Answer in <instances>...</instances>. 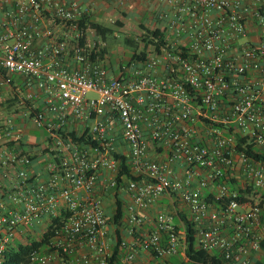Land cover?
Segmentation results:
<instances>
[{
  "label": "built area",
  "instance_id": "obj_1",
  "mask_svg": "<svg viewBox=\"0 0 264 264\" xmlns=\"http://www.w3.org/2000/svg\"><path fill=\"white\" fill-rule=\"evenodd\" d=\"M166 3L155 27L163 44L112 75L105 43L78 25L89 11L76 0H0V91L19 75V116L46 133L36 172L14 115L0 131V264L16 241L49 232L28 264H110L115 241L120 264H137L140 252L177 264L187 259L180 213L199 250L264 264V0ZM40 95L43 110L28 105ZM70 115L89 121L86 141L69 136ZM123 164L133 178L120 176ZM112 189L129 200L120 224L107 214ZM164 196L171 211L145 213Z\"/></svg>",
  "mask_w": 264,
  "mask_h": 264
},
{
  "label": "crops",
  "instance_id": "obj_2",
  "mask_svg": "<svg viewBox=\"0 0 264 264\" xmlns=\"http://www.w3.org/2000/svg\"><path fill=\"white\" fill-rule=\"evenodd\" d=\"M71 1V0H70ZM77 1V0H76ZM82 8H85L89 11V14L92 15L96 12L107 11L112 8L119 9L121 13L125 16L129 17L130 19H134L138 21V25L140 28H155L160 24L158 20V14L166 10L169 7L166 3V0H134L130 4H127L124 7H119L112 3L103 2L102 0H78L77 1ZM244 7H258L257 5L245 4ZM93 17V15H92ZM94 18V17H93ZM256 29L253 28L250 38L255 40L257 38ZM136 35L140 34L139 32L135 33ZM108 57V56H107ZM106 57V58H107ZM105 58V64L109 68L112 75H118L119 66L114 65L108 58ZM14 82L19 84L18 86L14 87H5L0 91V105L2 109H6V115L0 117V131L4 127L5 120L13 115L16 117V127L22 131L24 141L26 144H29L35 153V159L33 163V171L41 172L42 169V161L44 159L42 152V148L44 147V140L46 133L37 129L29 120L23 119L20 117V113L23 109H25V96L27 94V90L21 84L22 80L19 75L13 76ZM37 94V93H36ZM28 105H31L33 108L37 110H43L45 108V102L43 96H39L34 98L32 101L27 102ZM1 114V112H0ZM70 132H75L76 135L81 136L85 132L89 130V121L87 123H79L77 122L71 115L69 117V124L67 126ZM32 129H37L38 134L32 131ZM149 156L153 160H162L164 155L159 146L155 145L154 143H149ZM103 190L100 189V191ZM113 190V189H112ZM106 190L104 192L105 196V203L107 206V214L108 216H113V208L117 206V199L116 196L120 197L124 201V207L128 203V198L125 195H121V193H117L115 190ZM172 210V202L167 197L164 196L158 204L145 211V213L150 215H155L160 211H171ZM176 259L186 264H189L188 259L183 257H172V259ZM137 264H158V261L155 260L151 255L140 252L139 257L137 259Z\"/></svg>",
  "mask_w": 264,
  "mask_h": 264
},
{
  "label": "trees",
  "instance_id": "obj_3",
  "mask_svg": "<svg viewBox=\"0 0 264 264\" xmlns=\"http://www.w3.org/2000/svg\"><path fill=\"white\" fill-rule=\"evenodd\" d=\"M121 26L122 24L118 22ZM78 25L83 28H91L95 35L103 40L106 41L109 36L114 34L113 29L109 27H104L100 25L90 14L84 15V18L78 22ZM165 41V34L160 28H152L147 29L146 33L140 35L138 37L134 36H126L124 38V43L126 46L133 50V54L131 56V60L134 59H145L146 55L149 53L150 48L153 46H159L163 44ZM139 49H141L139 51ZM102 53H106L105 47L102 49ZM62 133H65L62 131ZM69 136L73 138L75 141H86L87 132H85L82 136L76 135L75 132H70ZM246 147V148H245ZM238 148L240 150L246 151V153L250 156H254L258 158L259 156L252 152V147L247 144V140L244 138L238 137ZM120 172V176L127 173L130 178H133L129 170L125 167ZM120 180V179H119ZM117 199V209L116 213L113 216H109V219L114 224H120L122 218L124 217V201L122 198L116 196ZM180 216L186 222V257L189 261V264H227L223 258L218 253H209L206 251L199 250L196 246V238H195V230L193 225L186 220V215L184 213H180ZM51 236V232L46 234L45 240L41 242L32 241L29 244H23L21 242L16 243V247L10 249L6 253L7 261L5 264H28L27 262V255L30 251L37 249L43 243L47 242V239ZM117 238L120 239V233H117ZM262 249L264 250V242L262 243ZM112 257L110 259V264H120V248L119 242L115 241L113 243V250H112ZM171 262H173L171 260ZM175 263V262H174ZM67 264V263H65ZM177 264H186L185 262L180 261Z\"/></svg>",
  "mask_w": 264,
  "mask_h": 264
},
{
  "label": "rangeland",
  "instance_id": "obj_4",
  "mask_svg": "<svg viewBox=\"0 0 264 264\" xmlns=\"http://www.w3.org/2000/svg\"><path fill=\"white\" fill-rule=\"evenodd\" d=\"M78 1V0H77ZM94 19L102 26L109 27L113 29L114 34L109 36L105 43L106 53L105 56L114 64V65H121L127 64L131 61V56L133 54V50L126 46L124 43V38L126 36H140L146 33V30L149 28L144 27L143 29L140 28L138 25V21L134 19H130L129 17L125 16L119 9L112 8L110 10L96 12L92 14ZM120 22L122 25L118 24ZM140 34L136 35V32ZM141 49H139L140 51ZM106 58V59H107ZM88 96L94 97L95 95L89 94ZM6 109H2L0 105V117L6 115ZM38 134L39 131L37 129H32V131ZM20 242L19 240L16 243ZM173 262L179 263V260L172 259Z\"/></svg>",
  "mask_w": 264,
  "mask_h": 264
}]
</instances>
